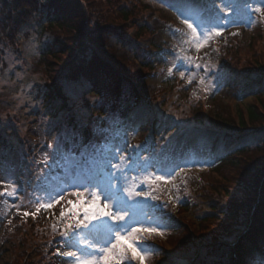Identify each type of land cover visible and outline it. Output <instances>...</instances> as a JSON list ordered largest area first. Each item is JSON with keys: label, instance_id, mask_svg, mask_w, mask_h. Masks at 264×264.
I'll use <instances>...</instances> for the list:
<instances>
[{"label": "rangeland", "instance_id": "obj_1", "mask_svg": "<svg viewBox=\"0 0 264 264\" xmlns=\"http://www.w3.org/2000/svg\"><path fill=\"white\" fill-rule=\"evenodd\" d=\"M219 1L204 0L198 5L197 0H191L190 5L175 0L169 6H164V0L106 3H125L132 10V16L126 19L110 8L104 13L132 35L134 53L123 60L129 70L136 71L133 83L145 88L144 96L151 105L140 104L129 116H114L95 95H82L80 89L68 91L72 103L67 106L80 123L76 134L62 129L65 114L48 117L46 104L53 101V96L49 99L44 87L49 76L46 62L51 59L43 61L40 37L33 35L28 42L19 39L15 50L0 46V146H4L0 150V192L11 191L13 184L18 189L14 197L0 196V264H72L71 258L56 251L67 250L57 243L63 228L58 218L62 208L70 207L69 200L75 202V189L70 188L53 208H41L39 212L36 198L44 196V185H60L81 154L93 148L99 153L125 140L131 146L142 145L141 154L154 158L165 172L175 170L171 182L152 186L157 199H149L142 210L162 225V234L141 233L146 237L144 244L152 246L147 249L150 255L145 264H199L206 258L198 237L220 227L224 217L223 211L215 212L211 204L224 195L223 188L228 184L215 170V162L228 149L220 143L213 148L205 129L236 131L250 107L264 110V82L240 95L248 72H264V15H245L241 8L229 17L236 23H229L220 36H213L207 47L197 52L187 42L190 30L181 12L191 16L193 22H199L201 15L214 20L223 6ZM237 3L264 7V0ZM145 27L148 30L144 31ZM177 53L199 57L196 62L208 65L210 70H193L195 76L189 84L187 74L181 78L178 71H168ZM135 58L150 68L139 67ZM201 77L204 84L199 83ZM81 132L87 135L89 145L83 144ZM46 156L47 167L42 164ZM38 176L43 182L37 180ZM24 212L30 213L28 220ZM236 231L237 227L227 229L220 239L230 243L226 239ZM187 233L199 249L195 255L178 250ZM207 239L206 243L212 241Z\"/></svg>", "mask_w": 264, "mask_h": 264}, {"label": "trees", "instance_id": "obj_2", "mask_svg": "<svg viewBox=\"0 0 264 264\" xmlns=\"http://www.w3.org/2000/svg\"><path fill=\"white\" fill-rule=\"evenodd\" d=\"M7 1H0V46L15 50L19 39L28 42L33 35H38L43 61L52 60L46 62L49 76L44 79L46 96L49 99L53 96V101L46 104L48 117L65 114L62 122L68 130L76 124L68 113V91L91 90L98 98L108 100L106 107L113 114L116 104L130 111L137 99L146 94L143 86L134 85L132 77L136 71L129 70L123 60L129 54L127 42L133 41L132 35L123 25L111 22L104 13L110 8L119 11L124 19L129 18L132 10L125 3L107 5L110 0ZM118 41H122L123 51L118 49ZM260 72H248L250 81L262 77L264 73ZM260 111L256 106L250 107L246 120L241 117L236 131H207V136L212 140L221 138L224 147L229 149L215 164V170L228 184L223 188L224 195L211 204L215 212L223 211L220 227H213L198 237L206 250V258L199 264H227L225 259L229 264H264V110L260 108ZM232 227H237V231L226 240L236 239L237 262L231 246L220 239L222 232ZM246 229L248 232L244 234ZM209 237L212 241L206 243ZM181 242L178 250L192 255L198 253L188 233L182 236Z\"/></svg>", "mask_w": 264, "mask_h": 264}, {"label": "snow or ice", "instance_id": "obj_3", "mask_svg": "<svg viewBox=\"0 0 264 264\" xmlns=\"http://www.w3.org/2000/svg\"><path fill=\"white\" fill-rule=\"evenodd\" d=\"M220 3L223 6L214 20L201 15L199 22H193L191 16L177 9L190 30L187 42L197 52L207 47L213 36H220L229 23H236L229 17L237 15L239 9L242 8L249 16L252 13L264 15V7L260 5H241L237 0H229L227 4L220 0ZM174 59L175 63L168 71H178L181 78L187 74L189 84L195 76L193 70H210L208 65L196 62L199 57L177 53ZM199 83H205L204 77L200 78ZM142 148V145L131 146L126 140L122 145L106 147L99 153L93 148L81 154L80 160L74 163L60 185H44V196L37 197L35 201L38 204L37 212L41 208H53L64 199V194L70 188L75 189L72 192L76 197L75 202L69 200L70 207L62 208L59 213L58 219L63 228L57 243L67 250L61 252L58 248L57 255L71 258L72 264H133L136 261L145 264L150 255L147 249L152 246L144 244L146 237L141 233L162 234V225L142 214V210L149 199H157L152 195V186L160 181L171 182L175 170L165 172L154 158L141 154ZM42 164L47 167L49 157L46 156ZM37 180L43 182V177L38 176ZM17 194L18 189L14 184L11 191L0 192V196L14 197ZM23 214L30 215L28 212ZM53 229H56V225H53Z\"/></svg>", "mask_w": 264, "mask_h": 264}]
</instances>
